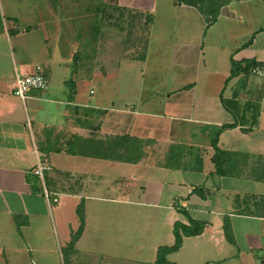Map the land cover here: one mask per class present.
I'll list each match as a JSON object with an SVG mask.
<instances>
[{
  "label": "crops",
  "instance_id": "1",
  "mask_svg": "<svg viewBox=\"0 0 264 264\" xmlns=\"http://www.w3.org/2000/svg\"><path fill=\"white\" fill-rule=\"evenodd\" d=\"M255 7L264 0H230L214 16L182 0H0V264H152L173 224H188L180 209L205 227L168 262L264 264ZM128 64L150 74L137 96L97 100ZM35 66L48 89L15 97ZM215 134L231 168L221 175ZM117 136L144 142L136 159L115 157ZM39 161L55 204L32 174Z\"/></svg>",
  "mask_w": 264,
  "mask_h": 264
},
{
  "label": "trees",
  "instance_id": "2",
  "mask_svg": "<svg viewBox=\"0 0 264 264\" xmlns=\"http://www.w3.org/2000/svg\"><path fill=\"white\" fill-rule=\"evenodd\" d=\"M185 3H193V4H197L203 8H199L201 9L200 11H204L207 10V12L211 15L214 16L217 13V10L220 6L224 5L225 3L229 2L230 0H182ZM256 67V66H261L259 64L252 65L251 67ZM249 69V68H248ZM250 71V70H249ZM234 73V71L231 72V74ZM231 126H224L222 127V129L228 128ZM218 134H215L213 140L210 143L211 148L214 150V155L211 158V161L214 165L215 168V173L217 175H221L224 174L226 172L231 171L230 166H223L225 164V162L228 161V155L225 154L224 152H221L218 148H217V139H218ZM88 142H84V145H86ZM144 142L141 140H137V139H131V138H116L113 144V147L116 149L117 146L120 145H125V148L123 150V152L118 153L116 151V158L119 160H123V158L125 157V155H127V157H130L132 160L136 159L139 156V150L142 146ZM150 143V142H147ZM74 144V142L72 143ZM99 146H101V150H100V154L103 153L104 156L105 155V148L106 147V143L104 142H99L98 143ZM71 144H69V154L73 155L75 154L74 152V147H70ZM112 144L110 143L109 146H111ZM179 150V149H177ZM179 151H177L176 153H178ZM179 155V153H178ZM228 163V162H227ZM196 169V168H195ZM199 169V168H197ZM261 172L263 173L260 177V179L264 180V166L261 169ZM179 212L185 216L187 218V225H184L182 223L176 222L173 224L172 227V235L174 238V242L173 245L170 247H159L156 250V255H155V260L152 264H173L168 262L167 260V256L173 253H176L182 244V241L184 238H189V237H196L199 236L203 230L205 225L201 222H197L194 221L192 219H190L189 217H187V215L185 214V212L183 210H179ZM77 216L79 217L80 222L82 223V213H81V209L80 207L77 208ZM224 232L225 235L228 239V235H229V231H228V225L225 224L224 227Z\"/></svg>",
  "mask_w": 264,
  "mask_h": 264
},
{
  "label": "rangeland",
  "instance_id": "3",
  "mask_svg": "<svg viewBox=\"0 0 264 264\" xmlns=\"http://www.w3.org/2000/svg\"><path fill=\"white\" fill-rule=\"evenodd\" d=\"M257 3L258 2L255 1V6ZM120 25L122 26V23ZM118 26H119V24H118ZM261 27L262 28L264 27V13H261L255 7V30H257ZM137 52H139V51H137ZM151 54H152V52H151ZM149 64L151 66L156 64V61H154V58H152V60L150 59ZM128 65L131 67H129L128 69L127 68L121 69L115 75V77L113 79L111 78L110 81L107 79L106 82L104 81L103 83L100 84V86H97V90H96V99L97 100L100 99L101 102L106 100L108 98L109 89H110V92L112 93V96H113V93L116 91V94H115L116 101L123 100V102H125V101H128L129 99H134L137 96V85H138L139 79L148 80L150 74L144 73L145 75L144 74L140 75L136 64H133V65L128 64ZM115 84H116V86H115ZM113 89H114V91H113ZM116 138L118 139L120 137L117 136ZM124 147H125V145L117 146L116 150L119 153H121V152H123ZM151 150H152V152H154V153H152L153 156H155V155L158 156V153H156L157 151H155L152 146L149 147L148 153ZM159 155H161V153ZM125 156L127 157V155H125ZM259 166H262V164L259 163ZM253 168H255V167H253ZM40 186L43 189V185L41 183H40ZM44 187L48 188L46 183H44ZM42 189H41V194H42ZM57 199H59V198L57 197ZM183 258L184 257L181 256V257H175L174 259H169V260H175L178 264H182Z\"/></svg>",
  "mask_w": 264,
  "mask_h": 264
},
{
  "label": "built area",
  "instance_id": "4",
  "mask_svg": "<svg viewBox=\"0 0 264 264\" xmlns=\"http://www.w3.org/2000/svg\"><path fill=\"white\" fill-rule=\"evenodd\" d=\"M250 74L255 77H261L264 80V68L253 67ZM48 89V81L45 78L42 69L35 66L30 74L18 76L15 79L13 95L24 100L30 92H44ZM51 171L50 165L45 161H39L32 170V174L43 185L42 195L49 204L57 202L58 195L48 188L44 187L45 175Z\"/></svg>",
  "mask_w": 264,
  "mask_h": 264
}]
</instances>
